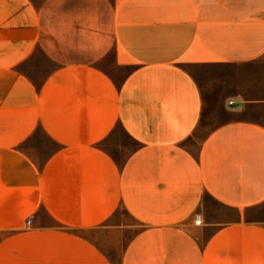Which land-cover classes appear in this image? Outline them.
<instances>
[{
	"label": "crops",
	"instance_id": "crops-1",
	"mask_svg": "<svg viewBox=\"0 0 264 264\" xmlns=\"http://www.w3.org/2000/svg\"><path fill=\"white\" fill-rule=\"evenodd\" d=\"M94 1L0 0V264H264V0Z\"/></svg>",
	"mask_w": 264,
	"mask_h": 264
},
{
	"label": "rangeland",
	"instance_id": "rangeland-1",
	"mask_svg": "<svg viewBox=\"0 0 264 264\" xmlns=\"http://www.w3.org/2000/svg\"><path fill=\"white\" fill-rule=\"evenodd\" d=\"M55 12L57 11L55 10ZM94 19H96L94 29L98 31L99 36L98 39L94 40L95 50L94 57H92L94 59L93 65L104 70L108 75L114 76L117 80H120L121 78L115 75L117 72L115 71L114 73L116 49L112 37V0L94 1ZM51 67L53 68V64ZM120 75L122 76L123 73ZM226 115L227 112L223 107L212 104L211 108L206 111L196 134L202 135L208 127L212 128L219 120L226 118ZM56 148L57 146L51 142L49 145L51 154ZM119 213H124V210L120 209ZM262 218H264V216H262ZM139 228V226L134 225L124 233L116 236L114 241L105 242V246L102 247V250L110 257L114 264H119L121 252L125 249L127 243L133 238ZM5 234L6 233H0V238Z\"/></svg>",
	"mask_w": 264,
	"mask_h": 264
},
{
	"label": "built area",
	"instance_id": "built-area-1",
	"mask_svg": "<svg viewBox=\"0 0 264 264\" xmlns=\"http://www.w3.org/2000/svg\"><path fill=\"white\" fill-rule=\"evenodd\" d=\"M200 219H201V217L199 216V215H197L196 217H195V222L196 223H199L200 222ZM29 223H30V221H28Z\"/></svg>",
	"mask_w": 264,
	"mask_h": 264
}]
</instances>
